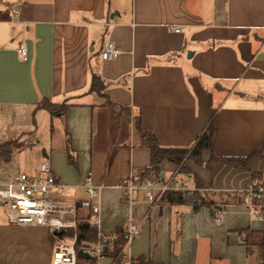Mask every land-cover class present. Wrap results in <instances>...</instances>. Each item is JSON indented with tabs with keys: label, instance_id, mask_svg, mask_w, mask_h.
<instances>
[{
	"label": "crops",
	"instance_id": "0c3cea01",
	"mask_svg": "<svg viewBox=\"0 0 264 264\" xmlns=\"http://www.w3.org/2000/svg\"><path fill=\"white\" fill-rule=\"evenodd\" d=\"M108 38L121 54L101 62ZM92 74L104 81L107 99L88 93ZM43 99L68 106L54 117L65 138L59 147L66 152L68 136L76 164L71 178L52 167L69 187L63 200L85 198L81 184L90 172L101 234L146 218L149 227L127 253L123 249L124 257L143 255L157 264H264V221L254 220L236 199L217 223L206 208L197 214L187 205L149 209L143 193L126 207L120 190L131 171L150 164L149 150L133 132L138 114L163 148L192 147L215 116L212 153L202 152L200 166L184 162L190 174L181 179L189 187L195 177L206 193L227 202L226 195L236 196L264 173V0H0V143L15 140V147L28 148L44 118L49 122V113L37 108ZM257 151L263 158L247 170L205 166L211 155ZM53 153L43 157L52 163ZM9 162L0 160V186L17 174L6 172ZM160 170L166 177L176 167L164 161ZM58 239L41 227L10 226L0 207V264H51Z\"/></svg>",
	"mask_w": 264,
	"mask_h": 264
},
{
	"label": "built area",
	"instance_id": "2783aa9c",
	"mask_svg": "<svg viewBox=\"0 0 264 264\" xmlns=\"http://www.w3.org/2000/svg\"><path fill=\"white\" fill-rule=\"evenodd\" d=\"M17 13V8L14 9ZM108 26V25H105ZM174 32L180 29L173 28ZM23 61L27 60V51L23 45L17 50ZM121 52L116 45L108 38L100 51L101 62L114 61ZM142 172L131 171L123 181L120 182L122 198L130 205L134 204L140 193L144 194L149 209L158 207L162 197L167 191H181L192 193L193 187L181 179V174L176 171L168 176H162L161 180L153 177H141ZM85 198L74 202H66L61 195H66L69 187L61 182L54 174L51 165L43 161L33 172H20L14 175L5 185L0 186V202L5 206L7 220L10 226L41 227L50 230L52 234L61 233L58 244L55 245L51 264H77V251L75 250L76 231L82 213L92 224L97 227L100 213V202L98 189L94 184L92 174L88 172L81 184ZM236 203L242 206L254 220L264 221V173L251 178L247 187L236 193ZM221 214L217 213L214 221H221ZM135 223L129 220L124 227L125 249L139 235L143 222ZM66 231H72L73 236L62 237ZM97 243L92 245L88 253L95 256L97 264L100 259L107 258L103 255L104 246L108 243L112 249V241L115 239V232L110 235H103L97 228ZM66 239V242H62ZM122 249V250H123ZM125 264H128L129 257H126ZM111 264L113 260L109 258Z\"/></svg>",
	"mask_w": 264,
	"mask_h": 264
},
{
	"label": "trees",
	"instance_id": "16d2710c",
	"mask_svg": "<svg viewBox=\"0 0 264 264\" xmlns=\"http://www.w3.org/2000/svg\"><path fill=\"white\" fill-rule=\"evenodd\" d=\"M106 85L104 81L97 75H91L90 87L88 90L89 94H95L100 98L107 99L104 95ZM111 106H115L113 103L109 102ZM66 104H53L47 99L41 100L37 108L43 109L49 113V115L54 118L58 116H63L66 109ZM215 116L213 115L206 127L203 129L201 134L197 137L195 143L190 148H163L159 145V142L155 135L142 128L140 114L133 117V132L138 138L140 147L146 148L150 152V164L141 173V177H153L154 179L161 180L162 173L160 170V165L162 162L167 161L178 168L180 174H190L189 170L184 166V162L187 160L193 161L196 165H203L201 161V154L204 151L212 153L213 151V139L215 132ZM16 141L8 140L0 143V160L4 162H9L13 150L15 148ZM66 152L68 163L76 168L75 159L73 151L70 148V142L68 136L66 137ZM255 158H263L262 152L257 151L246 157H215L211 155L209 162L205 165L210 168L215 163H222L230 167L239 168L242 170H247L250 162ZM255 176V175H254ZM194 179V191L181 192V191H167L162 197V202L160 206H177V205H187L191 207L193 213L199 212L202 208H206L210 211L212 216L221 212L223 208L230 204H233L235 195H226L229 201L222 202L219 200L221 195H216L214 193H206L201 182L193 177ZM218 198V199H215ZM97 227L89 221L87 217L81 218L77 225L76 231V242L75 250H81L83 255L77 258V264H97V259L95 256L87 252L90 250L91 246L98 241L97 237ZM115 239L112 241V249H109L108 243L104 246L103 255L107 258L113 260V264H125L126 257L122 254L123 246L126 242L124 238V228H118L115 231ZM72 231H66L62 237H72ZM264 253V242L260 245V259H262ZM128 264H157L153 261L151 257H145L143 255L137 257H131L128 260Z\"/></svg>",
	"mask_w": 264,
	"mask_h": 264
},
{
	"label": "rangeland",
	"instance_id": "374dc122",
	"mask_svg": "<svg viewBox=\"0 0 264 264\" xmlns=\"http://www.w3.org/2000/svg\"><path fill=\"white\" fill-rule=\"evenodd\" d=\"M44 115L45 117H48L49 122L46 123L45 121L46 118H44V122L42 123V126L38 129L37 133H35L34 138H31L30 145L28 146V148L21 149L20 146L16 145L17 147L14 148L13 153H12L11 162H9L8 165L5 164L4 166L6 168L5 170L6 172H10V171L12 173L15 172L14 174L20 171L30 173L34 167L39 166V163L42 161V159L43 161H47V159L43 157V152H45L49 156L50 150H53L54 153L52 155V160H51L52 163H50L51 168L53 167L58 173L61 172L60 174H62L64 177L68 176L71 178V175H73L74 173V167L68 163L67 153L62 148L59 147L60 143L61 142L64 143V140H65L63 133H62V126L60 124V121L57 120L56 118H51V116L49 114H46V112H44ZM50 119L52 120V122H50ZM39 120H41L42 122V119L40 117H39ZM21 142H23L22 138L18 142V145L21 144ZM9 166H12L11 170L7 168ZM61 198L62 199L67 198V195H61ZM139 198H141V196H139ZM139 198L137 199V201L140 200ZM144 201L146 202L145 199ZM121 203L122 205H125L126 207L129 205V203L123 200L122 197H121ZM0 207L5 208L3 204L0 205ZM181 212L183 213L184 211H181ZM150 214H152L151 217H153V212L152 213L150 212ZM141 221L142 220L134 221V222L140 223ZM144 222H143L144 225L142 224L139 235L133 240L134 243L141 237L143 229L145 228V230H147V228L149 227V225L146 227ZM173 225L174 223L172 221L170 223V226L173 227ZM206 229L207 228L201 224V230L206 231ZM44 230L47 231V233H51L50 230L46 228H44ZM31 233H39V232L31 231ZM113 233L114 231L113 232H102L103 235H110ZM66 241L67 240L64 239L62 242H66ZM132 243H130L126 247V253H127V248H130ZM108 259L107 258L100 259L99 264H110V261Z\"/></svg>",
	"mask_w": 264,
	"mask_h": 264
},
{
	"label": "water",
	"instance_id": "95a60500",
	"mask_svg": "<svg viewBox=\"0 0 264 264\" xmlns=\"http://www.w3.org/2000/svg\"><path fill=\"white\" fill-rule=\"evenodd\" d=\"M191 56V53H188V57ZM43 156H45V153L43 152ZM0 205L2 203L0 202ZM53 235L55 236H61V233H54ZM83 255V252L81 250L77 251V258L81 257Z\"/></svg>",
	"mask_w": 264,
	"mask_h": 264
}]
</instances>
